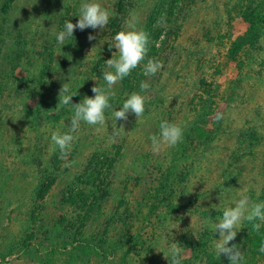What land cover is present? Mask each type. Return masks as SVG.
<instances>
[{
    "label": "rangeland",
    "instance_id": "rangeland-1",
    "mask_svg": "<svg viewBox=\"0 0 264 264\" xmlns=\"http://www.w3.org/2000/svg\"><path fill=\"white\" fill-rule=\"evenodd\" d=\"M83 2L0 0V251L6 250L0 253V264H168L164 253L156 249L166 251L172 243L184 250L182 264H230L212 247L219 233L215 234L211 225L222 216L207 218L202 213L213 203H227L223 209L234 207L240 194L250 198L251 188L259 181L264 183L263 141L256 158L239 161L248 166L237 183L222 185L221 191L213 187L232 178L226 175L228 178L217 181L227 167L221 159L226 157L228 162L227 155L237 147L235 124L244 128L249 118L264 125V37L263 50L250 51L261 55L258 62L248 66L245 59L242 66L227 56L230 42L249 30L246 13H260L264 0H96L110 12L108 24L102 30L76 29L67 44L60 45L56 33L63 30L66 21L78 22ZM182 7L191 13L188 17L181 14ZM133 16L137 28L147 32L150 40L161 42L162 36L166 40L157 51L170 49L178 39L192 47L198 43L206 50L202 57L205 81L197 87V97L198 102L210 99L212 104L206 107V115L199 116L200 121L209 122L200 126L198 136L214 129L210 123L223 109L229 112L221 129L193 144L191 158L182 161L172 176L169 167L182 142L165 146L156 154L149 137L159 134L168 103L176 105L174 123L180 126L185 114L191 118L196 115L194 110L180 112L195 88L190 95H180L176 77L180 72L165 80L169 71L163 59L154 54V44L148 58L159 59L161 70L146 77L142 62L113 86L112 108L105 112L107 123L100 131L96 130L100 126L81 123L68 157L71 166L60 159L59 149L51 141L53 132L68 130L72 115L70 106L56 108L60 87L70 83L76 95L73 103L85 95L94 96V85L106 87L103 69L108 70L106 61L118 51L113 47L114 36L126 30ZM161 16L166 17L163 26L157 25ZM175 21L179 27H172ZM90 34L96 39L89 41ZM242 73L249 76L239 89L236 102L242 109L236 112L229 94L233 81ZM141 81L150 85L141 93L147 97L144 115L138 120L130 112L126 121H116L112 112L120 110L133 92H140ZM124 82L133 84L134 89L125 88ZM212 84L217 90L209 94ZM113 125L124 128L115 140L111 139ZM191 164L196 172L186 174V166L189 169ZM186 185L190 190L182 195ZM27 201L31 208L24 206ZM189 201H194V206L181 207L169 218L165 215L169 210L165 203ZM159 203L162 208L152 213L150 206ZM254 233L252 222L244 220L229 243V247L235 244L243 251L244 264H264V253L253 250L264 240L253 238ZM73 241L84 249L70 246ZM95 246L103 254L98 251L97 256L92 249Z\"/></svg>",
    "mask_w": 264,
    "mask_h": 264
},
{
    "label": "clouds",
    "instance_id": "clouds-1",
    "mask_svg": "<svg viewBox=\"0 0 264 264\" xmlns=\"http://www.w3.org/2000/svg\"><path fill=\"white\" fill-rule=\"evenodd\" d=\"M110 12L103 8L96 0H84L79 7V20L77 23L66 21L62 31L56 33V40L60 45L67 44L66 41L73 37L76 29L81 31L92 28L101 30L108 24ZM166 17L161 16L157 21V25L163 26ZM137 19L135 16L127 23L126 30L119 31L114 36V48L118 51L112 53V58L106 61L107 69H103V79L106 87L94 85L91 91L94 96L85 95L79 103H73V97L76 96L71 91L70 83H63L58 91V105L70 106L72 115L68 130L63 134L53 132L51 141L59 149L60 159L68 163V157L72 150L74 141L77 139L75 135L84 122L89 126H100L96 130L100 131L106 121L105 112L112 108L110 99L115 96L113 86L143 63V75L146 77L154 76L163 67L162 62L156 57L148 58L150 47H160L159 41L150 40L149 34L137 28ZM89 41L95 40L94 35L88 36ZM163 40V36L161 37ZM146 61V62H145ZM150 85L147 81H141L139 84L140 92H133L122 104L120 110L112 112V117L116 120H127L128 114L134 113L138 120L144 115L145 103L147 97L141 93L146 92ZM223 118V114L216 115L217 121ZM111 139L115 140L124 131L123 126H112ZM183 128L174 122L163 120L159 125V134H153L149 137L151 140V148L153 153L159 154L165 146L173 147L183 140ZM222 192L219 197L221 200ZM222 202V201H221ZM233 206L225 207L222 218L218 219L211 225L214 233H219V239L212 242V247L217 256L225 255L230 264H244V253L240 248L233 244L229 247V243L233 241L240 225L244 220L252 222V228L259 232L264 227V202L252 204L247 195L240 194V198L234 200ZM157 252L164 253V259L168 264H182L184 259V250L178 243H172L166 251ZM258 251L264 253V243L261 244Z\"/></svg>",
    "mask_w": 264,
    "mask_h": 264
},
{
    "label": "trees",
    "instance_id": "trees-1",
    "mask_svg": "<svg viewBox=\"0 0 264 264\" xmlns=\"http://www.w3.org/2000/svg\"><path fill=\"white\" fill-rule=\"evenodd\" d=\"M264 8L261 9L260 13L257 11L256 13L251 12V13H246L245 15V19L247 20V22L249 23V30L243 34L237 37V39H234L230 42V46H229V51H228V57L231 59H233L234 61H238L240 62V65L245 64V59L246 60V64L249 66L252 65L253 63H256L260 60V56L257 55H252V53H250V51H262L263 47H262V39L264 37V12H263ZM181 14L185 13V15L188 17L191 13L187 11V9H185L184 7H182L180 9ZM221 16V15H220ZM177 21L173 22V26L172 27H179L178 24L176 23ZM181 26V25H180ZM212 39L209 37V39H207V41H211ZM170 39L167 41L169 42ZM166 43V40H162L160 42V45L162 44V46H164V44ZM194 43V42H193ZM198 46V47H197ZM200 44H194V46H190L187 43H183L181 40H176L174 41L173 45L170 47V49L165 50L163 47L162 49L158 50L159 48H156L154 54L159 55L160 58L163 59V62L166 65V69L169 71V76L165 77V80H169L172 78V76L174 74H177L176 72H180L176 77L180 80V84L178 86L177 91L180 93V95L184 96L185 93H187L188 95L192 94L190 100L187 103H182L181 104V109L180 112L181 113H191L193 110L194 112H196V115L191 118V116H188L187 114H185V119L183 120V124H181V127L183 128V140H182V144L179 145L182 147L181 150H179L178 152L174 153V156L172 161H171V166L169 167V175H174V173L177 171V167L180 165V163L182 161H186L187 159L191 158V148L193 146L194 143H198L201 141L198 140H202V138L204 139L205 136L207 137L209 135V132L213 133V131L217 128L221 129L222 128V121L224 119H228V114L229 112H227L226 109L222 110V114H223V118L219 121H214L210 123L213 124V128L214 129H210L208 131V134L206 135H202V136H198V132L201 131V125H206L209 121H205L202 122L200 121L199 116L204 114L206 115L207 113V106H211L210 104H212V101L210 99H202L201 102H198L199 99L197 97V95H199L197 93V87L201 86L204 80V70L202 68V66L204 65V60L202 59V57L204 55L207 54L206 50L204 49H200ZM244 50H247V55L245 58V53ZM164 52V53H163ZM247 76H244L243 73L239 75V77H237L234 81H233V87L230 90V94H229V99L231 101V104L233 105V108H235L236 112L240 111V109H242V105H238V103L236 102L237 100V96L240 94L239 89L241 87H244L247 84V80L246 77L248 78L249 74H246ZM125 88L132 90L134 89V85L133 84H128L126 82L123 83ZM169 86V85H168ZM167 87V85H166ZM194 93H190L191 89H194ZM207 88V87H206ZM211 89H208L209 94L213 93L212 90H217V89H213V84L210 87ZM183 92V93H182ZM185 92V93H184ZM190 93V94H189ZM169 95V94H168ZM180 96V97H181ZM211 96V95H210ZM167 98V97H166ZM165 119L168 120L169 122H174L175 121V113L178 111L176 108V105L174 104H166L165 105ZM200 109H202V111H200ZM178 112V113H180ZM210 114V113H209ZM195 118V119H194ZM232 121H235V118L232 119ZM236 122V121H235ZM234 126V124H233ZM208 127V125L206 126ZM209 128V127H208ZM238 134H237V147L236 148H232L231 149V153L227 155V159H230L228 162L225 161L226 160V155L223 156L225 157V159H221V162L227 163V167H224L221 170V175L219 174V179L217 181L220 180V178H225V176L227 175L232 176V178L228 179L227 181L221 182V183H215L213 185V187H215L214 189L216 190L219 189L221 191L220 186L225 185L227 183L229 184H235L237 183V179L240 178L241 174L243 175L245 173L244 169H246V167L248 166V164H244V163H239V161L243 158H248V157H255L257 156V152H258V147L263 143V139L262 136H264V125L262 123H260V121H254L252 119L247 118L246 121V126L244 128H239L236 126L234 127ZM262 128V129H261ZM239 130V131H238ZM234 134V133H233ZM196 135L198 137H196ZM197 138V139H196ZM179 144V143H178ZM177 144V145H178ZM178 149H176L177 151ZM262 150V149H261ZM264 150V148H263ZM262 150V153H263ZM203 154V153H201ZM203 157V156H201ZM223 166V165H222ZM193 171L196 172V168L194 165H190L189 169H187L186 166V171L188 174V171ZM238 170V171H237ZM236 172L237 175L235 174V176H233L232 172ZM226 176V177H227ZM227 177V178H228ZM168 183L166 189L168 188V186L170 185V180H169V176H167V181ZM261 182H257V185H255V188H251V196L249 199H251L252 204H256V203H261L264 202V183L261 185ZM189 186L186 185V187L184 186L182 191V195H184L185 193L189 192ZM165 189V188H164ZM168 190V189H167ZM173 192L175 194H177L178 190L175 189V185H173ZM205 195V194H202ZM34 200V197H32ZM24 202V201H23ZM217 202V201H216ZM194 201H189L188 204L187 203H183V204H174L173 202H167L165 203V207H168L169 210L165 212V215L168 217L172 216L173 211L175 210H180L181 207H186L187 209H189L192 205H193ZM161 203L157 204H153L150 206V211L155 212L157 210H160L162 208V206L160 205ZM224 204L227 203H221L219 206L218 204H212L211 207H206L205 210L203 211V216H207V218H215L218 216H222L223 215V206ZM25 207H29L31 208V202L27 201L24 203ZM194 206V205H193ZM172 208V209H171ZM155 214V213H154ZM168 217V218H169ZM61 235V234H60ZM253 238H259L260 240H264V227L261 228V230L259 232H256L253 234ZM76 241H73L71 243L70 246H74L76 250L78 249H84V245H76ZM69 244V243H68ZM67 244V246H68ZM204 244V243H202ZM208 244V243H207ZM262 243L258 242L257 245L255 246V248H253V250L255 249H259V247L261 246ZM66 245V243H65ZM54 245H52L53 247ZM206 247H208L207 245H205ZM6 248V247H5ZM90 248V247H89ZM91 249V248H90ZM94 250V252H96L97 256H98V251L101 252L103 254V251L101 249H99L98 247H94L92 248ZM6 252V250H2L0 251V253H4Z\"/></svg>",
    "mask_w": 264,
    "mask_h": 264
}]
</instances>
